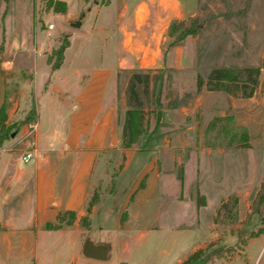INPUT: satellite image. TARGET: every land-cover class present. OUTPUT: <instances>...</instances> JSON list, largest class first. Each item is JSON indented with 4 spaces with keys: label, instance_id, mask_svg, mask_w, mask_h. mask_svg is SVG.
Here are the masks:
<instances>
[{
    "label": "rangeland",
    "instance_id": "1",
    "mask_svg": "<svg viewBox=\"0 0 264 264\" xmlns=\"http://www.w3.org/2000/svg\"><path fill=\"white\" fill-rule=\"evenodd\" d=\"M65 1L67 11L61 15L54 13L53 0H47L39 6L32 4L33 11L29 6L31 0H0V65L5 64L3 72L7 82V97L4 102L6 122L1 137L8 142L7 149L14 153L13 157L21 159L25 152L36 150L37 154L41 152L43 157L52 160L57 184L63 188L69 180V161L77 156L63 148V140L68 129L71 100L75 90L83 82L68 76L73 73L74 67L77 70L85 65L93 67L101 62L113 63L108 52L107 58H101V55H104L101 53L105 50L102 45L105 43L104 46H107L108 39L97 36L90 23H86L84 27H81V24L74 26L80 20L79 0ZM92 1L88 0L90 3ZM95 1L101 5L107 3V0ZM230 1L235 3L226 7L227 19L239 13V20L230 21L226 26L217 28H214V23L211 22L207 29L200 32L198 40H187L180 47V63L166 65L165 53L156 55L152 65L147 57L140 65L136 54L120 56L125 63H129L117 65L118 78L122 82L128 81L135 73L141 77L151 76L158 70L162 73L161 78L153 75L151 95L150 86L148 94L144 93L142 85L137 86V93L141 99L146 100L147 108L158 105L160 98L166 94L160 111L164 121L174 125L170 126V129L181 124L182 108H186L182 112L185 117L183 125L197 126L195 134H170L172 143H195V135L201 138L207 119L216 115L230 117L231 120L218 122L219 129L208 132L206 141L231 146L240 144L245 147L237 150L226 147L229 149L223 154L202 153L199 154V161H196L194 156L186 158L183 188L173 176L166 177L159 196L156 199H145V211L141 220L128 222L135 228L132 229L134 232L146 226L151 228L147 242L142 248L146 261H135L133 264H166L175 260L207 232L208 223L219 200L226 197L219 207L215 222H228L230 236L222 245L215 247L214 243H209L203 250H199L197 261L205 260L206 264H211L213 257L223 254L225 259L234 260L233 264H243L245 249L248 246L246 253L251 260L250 264H264V236L250 243L252 236L254 238L264 233V0ZM195 8V0H182L183 18L176 21L183 22L190 28L192 19L196 18L192 17ZM113 13V10H110L109 14L102 18L103 21L110 23ZM65 14H68V17ZM196 20L200 28L198 18ZM48 25L54 26L51 32H47ZM65 39L70 48L68 46L66 54L64 52L63 66L61 64V69H53L55 52ZM112 48L114 50V46ZM173 59H177V54H169L168 61ZM36 62L46 65H35ZM247 67L259 71L258 86L251 98L229 97L220 93V98L206 97V102L201 106L203 113L191 114L193 105H189L194 101L195 95L199 94V89H196L199 79L204 84L211 70L216 68ZM55 71L56 74H63L64 79L54 76ZM203 89L206 91L204 87ZM212 108L213 116H209ZM125 109L127 110L126 93L125 106L120 104L117 109L116 131L119 132L120 143L116 149H107L101 155L109 163L107 173H111V180L99 181L98 184L93 182L86 201L88 205L94 193L99 195L92 228L86 236L95 240L102 236L109 240V243L123 235L115 229V217L117 212L123 221L127 217L125 203L129 200V192L138 171L158 155L156 150L162 146L161 136L157 135L155 130H149L146 136L139 139L138 152L128 155V159L132 160L130 167L120 174L125 163L122 142ZM158 111L157 107L144 111L146 126L149 127L151 119H156ZM3 147L5 148L6 144ZM196 162L199 163L198 167ZM112 179L115 180L113 193L110 192ZM196 184L206 201L204 210L198 215V231L195 229L197 225L194 228L189 224L191 220L195 223L197 218L192 203L189 200H178L181 191L183 196L194 193ZM238 193L244 196L237 198ZM143 197L145 198V195L138 198L144 199ZM201 200L203 198L196 194L197 204ZM65 218L68 219L67 216ZM194 223L191 224L195 225ZM176 224L193 227V230H178L175 228ZM53 240L56 248L61 251L72 249L75 242L70 243L71 239L61 234H54Z\"/></svg>",
    "mask_w": 264,
    "mask_h": 264
},
{
    "label": "crops",
    "instance_id": "2",
    "mask_svg": "<svg viewBox=\"0 0 264 264\" xmlns=\"http://www.w3.org/2000/svg\"><path fill=\"white\" fill-rule=\"evenodd\" d=\"M45 1L47 0H31L29 6L33 11L32 4L39 6ZM56 1L66 3L65 0ZM230 3L234 4L235 1L195 0L196 8L192 17L198 18L201 24L198 32L194 37H189L178 45L170 46L169 28L172 22L183 18L182 0H107V3L103 5L95 0L92 3L79 0L80 23H78L81 24V27L90 23L97 36L108 39L107 46H104L105 43L102 45L105 50L101 53L104 54L101 55V58L103 56L107 58L106 53L108 52L111 54L109 56L113 59V63L101 62L100 65L93 67L85 65L80 66L77 70L74 67L72 68L74 69L73 73L68 76L69 78L73 76L83 82L75 90L71 100L68 129L63 140V148L72 155H77L69 161L71 169L68 174L69 177L67 176L69 180H67L65 188L57 184V174L53 169L52 160L43 157L41 152L36 153L35 157L28 162H22L19 157H13L14 153L7 149V141H3L0 145V264H111L113 262L115 264H133L135 261L140 263L146 261L147 258L143 255L142 248L147 242L148 232L151 228L146 226L134 232L132 230L134 227L128 223L129 221L141 220L142 213L145 211V199H156L159 196V191L164 187L168 175L173 176L183 188L186 158L194 156L195 160L199 161V154L202 153L211 155L213 152H217L223 154L226 149H229L226 147L235 150L240 148L235 145H222L206 141L209 123L214 118L224 117L216 115L207 119V124L205 123L206 126L204 125L202 129V137L195 135V143H172L170 134L173 132L183 135L187 132L194 134L197 132L198 128L194 124L183 125L185 117L182 112L186 108H182L180 111L181 124L179 123L174 129H170L169 127L174 125L165 122L162 111H160L161 102H165L166 94L161 96L158 105L149 108H147L146 100L142 98L143 111L153 110L156 107L159 109L156 119L150 120L148 128L155 130L156 134L161 136L162 146L156 150L158 155L150 159V162L143 165L137 173L129 192L130 198L128 197L129 200L125 203L127 217L123 221L122 216L120 217L118 212L116 214L115 229L117 233L123 234L122 237L113 239L112 243H109L110 241L102 238V236L96 240L88 238L86 235L91 231L98 202L87 213V193L93 182L98 184L99 181L111 180V173H107L109 163L101 155L107 149H116L120 143L119 132L116 131L117 109L120 104L125 106V90L128 81L122 82L118 78L119 67L117 65H129L120 56L130 53L138 55L140 65H142L145 57L152 65L155 56L159 53H165L166 65L180 63L182 61L180 47L187 40H198L200 32L207 29L211 22L214 23V28H217L226 26L230 21L239 20L241 16L239 13L231 15V18L227 19L226 7ZM110 10H113L114 13L111 22L107 23L102 18L107 16ZM68 14H65L66 17ZM236 31L234 30V32ZM112 46H114V50ZM171 53L177 54L176 60L168 61V56ZM4 65V63L0 65V106L4 104L7 97ZM35 65L46 64L36 62ZM56 71L54 76H61L64 79L65 76L56 74ZM161 74L159 70L151 74L150 95L153 75L161 78ZM205 84L206 82L199 89V94L195 93V99L189 105H193L191 114L194 112L203 113L201 106L206 102V97L217 96L220 98L221 96V92L207 91ZM196 89L198 91L197 84ZM213 108L209 111V116H213ZM122 123L124 124V116ZM138 142L133 146V149L124 150L125 163L120 174L130 167L132 160L128 159V155L138 152ZM4 144H6L5 148L3 147ZM22 164L28 165L23 166ZM198 164H196L197 167ZM196 170L199 174L198 169ZM114 181L112 179L111 193H113ZM196 194L203 198L201 206L197 204ZM142 195H145V198L139 199L138 197ZM241 196V193H238L237 198ZM226 198L219 200L208 223L207 232L202 234L200 240L185 252L180 253L175 260L166 264H184L199 250H203L207 244L214 243L215 247L224 244L230 236L228 232L229 223H216L215 217L220 205L224 203ZM178 200L180 202L189 200L192 203L197 218L195 223L190 221L195 225L189 224L194 228L197 225L195 229L198 231L200 223L198 215L206 206L205 197L199 192L198 185L196 184L194 193L183 196V191H181ZM66 212L75 213V221L71 226H63L55 230L47 229V225L57 224L59 214ZM84 218L87 226L82 225ZM175 226L178 230H193V227H186L182 224ZM54 234L67 236L71 239L70 243L75 241L73 248L62 250L63 252L60 248H56L55 240H53ZM261 236H264V233L251 238L250 243ZM85 240H90L95 245L107 246V261L99 262L85 258L82 254ZM247 247L243 264H250L251 262L246 253ZM163 254L165 253L163 252ZM213 258L211 264H233L234 262V260L225 259L223 254Z\"/></svg>",
    "mask_w": 264,
    "mask_h": 264
},
{
    "label": "trees",
    "instance_id": "3",
    "mask_svg": "<svg viewBox=\"0 0 264 264\" xmlns=\"http://www.w3.org/2000/svg\"><path fill=\"white\" fill-rule=\"evenodd\" d=\"M53 9L55 14H64L67 11V4L62 1L53 0ZM88 1V0H85ZM198 23L196 18L192 19L191 27L187 28L183 22L174 21L169 28V36L173 39L170 46L178 45L189 37H194L198 31ZM69 43L65 39L61 43L59 49L55 52V62L52 64L53 69H59L65 50L68 48ZM259 71L255 68H216L211 70L207 77L206 89L209 92H221L229 96L236 98L248 99L251 98L258 86ZM150 84V76L145 75L141 77L140 74H133L128 80L126 86V104L127 110L124 116V125L122 130V142L124 150H130L140 138L148 134L149 128L145 125V112L142 109V99L137 93V86L142 85L144 93L148 94ZM203 85L199 79L197 81V88L200 89ZM223 120L230 121V117L214 118L207 127V132L212 130H218V122ZM6 115L4 111V104L0 106V145L4 141V137H1V131L5 128ZM220 132V131H219ZM245 132L243 133V135ZM244 137H246L244 135ZM242 137V138H244ZM237 148H245L244 145L237 144ZM114 184V183H113ZM142 186V183H141ZM99 195L94 193L90 202L87 205V213L91 208L97 204ZM203 201H198V205L201 206ZM68 217L66 219L65 217ZM75 221L74 212H66L59 214L57 217L56 225H47V229L55 230L60 229L63 226H71ZM83 226H87L86 219H83ZM253 237V236H252ZM251 237V238H252ZM200 251L195 253L184 264H191L193 261L199 259Z\"/></svg>",
    "mask_w": 264,
    "mask_h": 264
},
{
    "label": "water",
    "instance_id": "4",
    "mask_svg": "<svg viewBox=\"0 0 264 264\" xmlns=\"http://www.w3.org/2000/svg\"><path fill=\"white\" fill-rule=\"evenodd\" d=\"M75 27L79 26V23L74 25ZM82 254L85 258L106 262L108 259V247L105 245H95L90 240H85L82 248ZM191 264H206L205 260L194 261Z\"/></svg>",
    "mask_w": 264,
    "mask_h": 264
},
{
    "label": "built area",
    "instance_id": "5",
    "mask_svg": "<svg viewBox=\"0 0 264 264\" xmlns=\"http://www.w3.org/2000/svg\"><path fill=\"white\" fill-rule=\"evenodd\" d=\"M54 26L53 25H48L47 26V32H51L53 30ZM36 150L34 151H29V152H25L22 156H21V161L22 162H28L29 160H31L35 155H36Z\"/></svg>",
    "mask_w": 264,
    "mask_h": 264
}]
</instances>
